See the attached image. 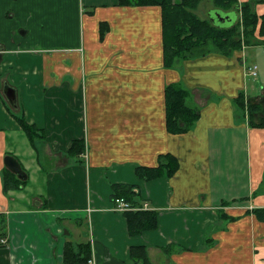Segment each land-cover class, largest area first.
<instances>
[{
  "label": "crops",
  "instance_id": "1",
  "mask_svg": "<svg viewBox=\"0 0 264 264\" xmlns=\"http://www.w3.org/2000/svg\"><path fill=\"white\" fill-rule=\"evenodd\" d=\"M15 2L30 18L36 5L41 19L55 8V1ZM117 3L76 0L90 8L81 10L79 40L45 48L39 64L0 35V215L7 232L0 254L14 253L15 264H61L65 242L88 241L86 223L96 264H129V247L137 245L147 248L151 264H264V129L253 125L264 113V36L255 32L256 45L229 55L207 51L168 69L160 8ZM202 3L220 14L221 27L239 21L236 9L213 0H202L196 12ZM255 11L264 15V0ZM252 65L258 90L246 82ZM168 84L187 90V104L199 113L184 134L166 129ZM5 86L15 92V107ZM20 115L43 135L32 145ZM73 140L84 142L77 157L68 154ZM168 154L175 175L136 177L137 166L155 168ZM5 155L27 173L20 192L3 189ZM113 184L133 187L135 209L158 213L156 230L128 235L124 213L112 210ZM0 260L13 263L8 255Z\"/></svg>",
  "mask_w": 264,
  "mask_h": 264
},
{
  "label": "trees",
  "instance_id": "2",
  "mask_svg": "<svg viewBox=\"0 0 264 264\" xmlns=\"http://www.w3.org/2000/svg\"><path fill=\"white\" fill-rule=\"evenodd\" d=\"M262 0H248L239 3L238 0H213V5L223 10L236 9L239 14V21L229 28L221 27V24H215L211 21L200 19L196 10L202 0H118L119 6H149L156 5L161 10L162 42H163V64L165 68H172L182 60H190L199 55L217 51L221 54L229 55L233 50H239L242 47L256 45L259 40L253 37L256 32L259 36H264V15L258 16L255 11V5ZM218 19V18H216ZM220 20V19H219ZM215 22V19H214ZM107 27L101 24V33L106 31ZM252 42V43H251ZM189 92L177 84H168L164 89L166 129L171 134H184L189 131L198 120V110L189 107L187 99ZM237 108L243 111L245 102L240 95L237 99ZM249 106V104H248ZM252 105L247 108L252 119ZM29 140L31 145L37 137H43L36 126L29 124L23 115L15 117ZM252 122V121H251ZM253 125L264 129V113L258 123ZM83 140H73L68 154L79 156L84 152ZM162 163L155 168H145L137 166L135 174L143 181L159 179L163 176L171 177L175 175L178 169L177 162L169 154L163 156ZM23 169V167L21 166ZM24 170V169H23ZM26 173V172H25ZM27 174V173H26ZM3 189L7 193L10 190H23L27 185L28 179L21 180L16 175L5 169L2 175ZM112 198H121L132 207L134 191L133 187L123 184H113ZM256 212V211H255ZM158 213L156 211H127L124 216L127 224V232L131 237L142 235L145 231L156 230L158 226ZM0 249L6 246L2 242L7 234L6 218L0 215ZM88 240L72 243L70 241L63 244L61 254V264H87L92 256V246ZM164 254L169 255L171 251L165 247L162 249ZM147 248L143 245L130 246L128 251L129 264H151L148 257Z\"/></svg>",
  "mask_w": 264,
  "mask_h": 264
},
{
  "label": "rangeland",
  "instance_id": "3",
  "mask_svg": "<svg viewBox=\"0 0 264 264\" xmlns=\"http://www.w3.org/2000/svg\"><path fill=\"white\" fill-rule=\"evenodd\" d=\"M38 1H40L43 5L46 1H55V8L50 11V16H44L41 19L39 15H36L35 13L40 9V7L36 5L30 9V11H33V13L35 14V16L30 18L27 13V10L24 12H19L21 10L17 8L15 0H0V6L2 8V10L0 9L1 37L8 34L7 44H9L11 47H13V49H16L17 51L22 49L19 52L32 54L28 55V57L34 58L37 64H39V60L41 57L40 55L45 52V48L53 49L63 46L66 47L69 46L68 42L75 43L77 40H79L78 36L80 35L81 29V13L82 11L86 12L90 10V8L87 7H81V9L80 7H77L76 0H65L63 1L64 4L62 7H60L59 5L60 0ZM209 6L211 5H206V3H202L198 11L203 17L199 15L198 11L196 13L200 17L198 15L197 16L200 19H205L208 18L207 15H209L210 18L215 19V24H224L221 23L219 19L214 18V14L217 13L215 10L207 11L209 9ZM219 12L222 14L221 11ZM3 14L5 15L3 16ZM5 28L7 31H4ZM52 49L47 51H51ZM252 49L248 50L249 58H251L253 55ZM20 55H17L16 57H19ZM256 80L257 79H255L254 77H250L249 80L246 81L247 86H255L258 90V88L260 87L259 83ZM67 227L70 228V226L68 225ZM83 229L86 235H84L83 233L82 237L84 239H86L87 237V240H90V225L84 223ZM6 255L10 256V260L13 261L12 264H15L17 258L14 256V253L10 252L0 254V259L4 258ZM10 260H7V263H9ZM0 264L5 263L4 261L0 260Z\"/></svg>",
  "mask_w": 264,
  "mask_h": 264
},
{
  "label": "water",
  "instance_id": "4",
  "mask_svg": "<svg viewBox=\"0 0 264 264\" xmlns=\"http://www.w3.org/2000/svg\"><path fill=\"white\" fill-rule=\"evenodd\" d=\"M214 18L222 19L219 13L214 14ZM6 99L8 100L9 104L12 106H16V99H15V92L12 88L9 86H5L3 90ZM4 165L5 168L8 169L11 173L17 176V178L21 180H26L27 174L25 171L21 168V164L19 161L10 155H5L4 156Z\"/></svg>",
  "mask_w": 264,
  "mask_h": 264
},
{
  "label": "built area",
  "instance_id": "5",
  "mask_svg": "<svg viewBox=\"0 0 264 264\" xmlns=\"http://www.w3.org/2000/svg\"><path fill=\"white\" fill-rule=\"evenodd\" d=\"M247 69L251 77H255L257 75V67L255 65H252ZM112 204V210L115 212L124 213L126 211L138 210L133 208L129 203H126V201L121 198H115ZM87 264H96L94 258L91 257V259L88 260Z\"/></svg>",
  "mask_w": 264,
  "mask_h": 264
}]
</instances>
